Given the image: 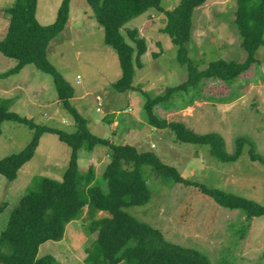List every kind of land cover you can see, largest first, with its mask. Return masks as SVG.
<instances>
[{
	"label": "rangeland",
	"instance_id": "obj_1",
	"mask_svg": "<svg viewBox=\"0 0 264 264\" xmlns=\"http://www.w3.org/2000/svg\"><path fill=\"white\" fill-rule=\"evenodd\" d=\"M12 2L0 0V39L9 22L4 9ZM179 2L162 0L161 5L167 10ZM38 3V21L43 25L52 23L61 0H38ZM235 8L236 0H207L195 10L191 40L186 47L198 69H205L210 61L219 58L240 62L246 57L234 24ZM163 25V12L150 9L122 29L126 35L127 29L136 28L147 41L149 51L144 59L145 67L135 69L132 83L136 90L117 92L112 88L122 73L117 54L104 43L103 27L94 19L86 0H71L65 28L47 48L50 62L74 88L70 104L92 122L88 125L92 133L110 143L131 144L139 151H152L187 180L264 205V164L250 158L249 143L253 142L255 152L264 157V44L255 54L258 63L233 84L205 80L198 90L180 92L165 101L166 108L164 105L155 108L158 117L184 122L199 134H218L229 153L234 152L236 139L244 137L240 158L221 162L210 154L209 146L178 141L170 129H157L145 120V94L163 95L166 88L183 83L188 77L186 64H180L177 59V46L160 31ZM15 62L0 53V72L10 69ZM0 97L11 98V111L38 124L69 133L76 131L73 117L58 99L52 75L33 64L27 65L20 75L0 78ZM120 119L127 120L128 125L123 122L120 126L111 125V121ZM93 120L100 124L94 126ZM131 128L137 131L136 135L129 134ZM1 129L0 160L21 151L33 135L26 125L9 120L2 123ZM70 152V147L56 134L43 133L33 157L19 169L15 180L0 175V232L11 209L32 183V177L62 180ZM110 154V148L104 145H96L92 151L82 148L78 158L81 175L93 167L99 182ZM144 172L151 198L144 205L126 208L128 213L159 229L166 240L200 250L211 264H264V216L251 218L240 209L220 206L196 185L169 182L151 167H145ZM101 183L105 188V179ZM86 213L84 206L66 225L64 239L46 241L39 247L38 256L51 254L61 264H86L88 250L97 237L89 229ZM103 216L109 214H96Z\"/></svg>",
	"mask_w": 264,
	"mask_h": 264
},
{
	"label": "trees",
	"instance_id": "obj_2",
	"mask_svg": "<svg viewBox=\"0 0 264 264\" xmlns=\"http://www.w3.org/2000/svg\"><path fill=\"white\" fill-rule=\"evenodd\" d=\"M70 1L61 0L54 21L47 25L41 24L36 17L38 0H13L4 9L9 22L4 37L0 39V53L16 62L10 69L0 72V78L17 74L29 64L52 75L58 99L73 117L76 131L69 133L38 124L32 118L11 111V98L0 97V134L2 123L8 120L24 124L33 131L31 140L21 151L0 160V175L9 181L15 180L19 169L33 157L43 133L56 134L71 149L62 180L32 177V183L11 209L0 232V264H61L54 255L38 256L39 247L46 241L61 240L66 225L84 206L90 220L89 229L97 233L92 248L88 250L86 264H211L208 256L200 250L166 240L159 229L126 211L128 207L148 203L151 198L144 168L151 167L169 182L196 185L218 205L240 209L251 218L264 216V205L220 188L187 180L177 168L164 163L154 152L139 151L131 144L110 143L90 131L88 120L70 104L74 88L50 62L47 54L49 43L67 24ZM206 1L180 0L175 7L165 10L162 0H86L94 19L103 27L104 43L117 54L122 72L112 84L117 92L136 90L132 83L135 66H142L140 59L147 51L146 40L136 28L127 29L126 35L122 29L150 9L163 12L164 25L160 31L177 46V59L180 64H186L188 77L183 83L166 88L163 95L149 97L145 94V120L157 129H170L178 141L209 146L210 154L221 162H234L242 154L244 137L236 139V148L229 153L218 134H199L184 122L170 121L155 113L156 106L165 107L163 103L180 92L198 90L205 80H220L231 85L258 63L255 54L264 44V0H236L234 24L246 57L240 62L219 58L210 61L205 69L197 68L188 55L186 44L191 40L194 12ZM249 143L250 158L264 164V157L255 152V144ZM96 145L108 146L111 150L110 161L101 177L106 181L105 188L101 180L97 182L93 167L84 175L79 170V151L82 148L93 150ZM99 211L109 216L96 217Z\"/></svg>",
	"mask_w": 264,
	"mask_h": 264
},
{
	"label": "crops",
	"instance_id": "obj_3",
	"mask_svg": "<svg viewBox=\"0 0 264 264\" xmlns=\"http://www.w3.org/2000/svg\"><path fill=\"white\" fill-rule=\"evenodd\" d=\"M149 11V10H148ZM146 13V12H145ZM144 13V14H145ZM144 14H142V16L144 15ZM141 16V15H140ZM145 32V31H144ZM141 34H143V33H141ZM146 44H148L147 43V41H146ZM148 47H147V51L141 56V59H140V61H141V63H142V66L139 68V67H137V66H135V69L137 68L138 70H141V69H143L144 67H145V61H144V59L147 57V55H148ZM26 67L27 66H25V67H23L21 70H20V72L18 73V75H20L22 72H24V70L26 69ZM4 98V97H3ZM122 122L125 124H127L128 123V121L127 120H125V119H120V120H116V121H114V122H110V123H112L111 125L113 126H120V125H122ZM90 124H92V122L90 123L89 121H88V125H90ZM95 124H100L99 122L97 123L96 121H94L93 120V125L95 126ZM128 125V124H127ZM115 130H116V128H114ZM128 131H129V134H131V135H136V133H137V131L136 130H134L133 128H131V129H128ZM128 131H126V133H128ZM160 131V130H159ZM112 143H115V142H113L112 141ZM153 145V144H152ZM92 151V150H91ZM99 213L101 214V216L102 215H104V214H106V212H103V211H99ZM66 235V232L64 233V236ZM64 238H62V240H63ZM61 240V241H62Z\"/></svg>",
	"mask_w": 264,
	"mask_h": 264
},
{
	"label": "built area",
	"instance_id": "obj_4",
	"mask_svg": "<svg viewBox=\"0 0 264 264\" xmlns=\"http://www.w3.org/2000/svg\"><path fill=\"white\" fill-rule=\"evenodd\" d=\"M79 80V79H78ZM100 104H101V102H100ZM100 104H98V107H97V110H99L100 109ZM130 110V109H129ZM126 111V110H125ZM151 146H153V145H151Z\"/></svg>",
	"mask_w": 264,
	"mask_h": 264
}]
</instances>
